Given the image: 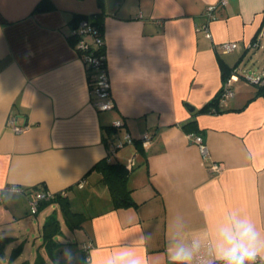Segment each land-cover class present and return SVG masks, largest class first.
<instances>
[{"label": "crops", "instance_id": "0c3cea01", "mask_svg": "<svg viewBox=\"0 0 264 264\" xmlns=\"http://www.w3.org/2000/svg\"><path fill=\"white\" fill-rule=\"evenodd\" d=\"M40 1L0 0V264H36L38 254L55 264L41 240L53 211L62 230L57 264H103L122 248L168 264L173 232L175 243L206 245L208 226L233 208L264 225V90L247 79L264 76V0H49L53 9L34 11ZM207 5L211 38L201 28ZM99 12L108 110L94 108L95 72L89 83L70 38L73 14ZM223 41L236 46L223 52L215 47ZM224 72L233 96L206 107ZM10 119L26 128L15 133ZM146 131L153 136L144 146ZM191 132L221 172L210 170ZM125 134L133 142L110 159L126 167L131 202L114 206L93 166ZM40 190L64 191L86 215L81 227L68 228L57 203L32 214L29 199ZM83 244L92 245L88 261Z\"/></svg>", "mask_w": 264, "mask_h": 264}, {"label": "clouds", "instance_id": "9594fccd", "mask_svg": "<svg viewBox=\"0 0 264 264\" xmlns=\"http://www.w3.org/2000/svg\"><path fill=\"white\" fill-rule=\"evenodd\" d=\"M2 191V189H0ZM10 202V199L5 200ZM179 231H183L182 218ZM209 227L210 240L206 245L193 240L190 246L174 242L178 232H173V242L167 248L169 264H264V225L240 208L226 211ZM151 236H141L146 243ZM204 254H201V248ZM70 249H63L68 255ZM67 264V262H66ZM103 264H147L146 259L130 248H122L107 257Z\"/></svg>", "mask_w": 264, "mask_h": 264}, {"label": "built area", "instance_id": "2783aa9c", "mask_svg": "<svg viewBox=\"0 0 264 264\" xmlns=\"http://www.w3.org/2000/svg\"><path fill=\"white\" fill-rule=\"evenodd\" d=\"M222 3H225V0H222ZM214 5H207L203 10V15L205 16V21L201 25L202 30L207 38H211V33L209 30V24L214 19L213 15ZM74 35L77 37V41L74 45L76 50L79 52L80 57L86 64V66L91 65L93 70L95 71V79L92 85V92L96 96L97 100L92 102L95 109L101 110H108L112 108V99L110 97L109 92V82L106 74V62H105V53L104 51H100L98 53H93L91 50L104 48V40L102 34L96 32V30L92 28L89 22L80 24L74 31ZM236 46L235 41H223L217 43L215 47L220 49L223 52L232 51ZM248 81L252 84H255L259 87H264V76L261 75H254L248 76ZM233 96V90L231 88L230 79L227 78L222 82L221 88L217 94L218 104L219 106L225 104V101ZM122 123L120 120H115L113 125L115 127L120 126ZM10 126L15 133L21 132L26 128L25 125L17 124L13 119H10ZM152 134L149 132H144L141 135V143L142 145L146 146L150 140L152 139ZM188 140L197 147L198 151L203 160L210 161V170L219 173L223 169V165L220 162L214 161L211 158L210 152L208 147L204 141V138L201 134L198 133H188L187 134ZM133 138L129 134H125L121 139H117L111 142L110 149L106 154V158L109 159L110 155L115 152L116 149L122 147L125 143H132ZM12 190L16 192H21L22 189L19 187H13ZM57 195H64V191L59 192H51L47 190H40L34 192L29 199L30 202V212L36 213L39 207V203L41 201H46L49 199L55 198ZM92 247L91 244H83L82 249L85 254V259L88 261L89 257V250ZM169 264V263H168Z\"/></svg>", "mask_w": 264, "mask_h": 264}, {"label": "trees", "instance_id": "16d2710c", "mask_svg": "<svg viewBox=\"0 0 264 264\" xmlns=\"http://www.w3.org/2000/svg\"><path fill=\"white\" fill-rule=\"evenodd\" d=\"M101 5V2L99 0ZM53 9V5L49 0H41L34 11H43ZM103 13L99 12L90 16H84L80 14H73L70 20L72 25V32L70 34V38L72 42L76 43L77 37L74 35V31L80 27V24L89 22L92 26L93 30L102 34L103 31V23H102ZM93 53H98L101 50L104 51V48L91 49ZM87 68V76L88 82H92V66L89 65ZM95 72V71H94ZM96 73H94L95 75ZM228 78V74L226 72L223 73V81ZM95 79V78H94ZM261 90H264V87H260ZM217 95L208 103L206 107L213 104L215 107L218 105ZM111 133V130H109ZM93 168H96L101 174V180L108 186L110 196L114 206H119L123 204L130 203L129 192L131 189L128 186V172L124 163L118 161H112L110 158L106 157L98 161ZM57 203L59 207V212L61 215V219L63 223L70 229H75L81 227L82 222L86 219V215L82 212L73 210L70 205V201L67 197H63L61 195H57L53 199H49L46 201H41L39 203V207L46 204ZM61 230V220L58 217L57 211H53L48 214L42 224L41 229V240L42 245L46 251L48 259L53 261L55 264L57 259V254L59 253V249L61 248V243L57 240V236L60 235ZM0 242V248H1ZM18 252V250H16ZM39 262V263H38ZM36 264H44L45 261L41 255H37Z\"/></svg>", "mask_w": 264, "mask_h": 264}, {"label": "rangeland", "instance_id": "374dc122", "mask_svg": "<svg viewBox=\"0 0 264 264\" xmlns=\"http://www.w3.org/2000/svg\"><path fill=\"white\" fill-rule=\"evenodd\" d=\"M261 51H264V50H261ZM73 210H74V208H72ZM76 210V209H75ZM78 210V209H77ZM34 238H35V235L34 236H32L31 238H29V240L30 241H32V240H34ZM36 240H37V238H36ZM28 241V240H27ZM28 246V245H27ZM27 246H26V248H27Z\"/></svg>", "mask_w": 264, "mask_h": 264}]
</instances>
